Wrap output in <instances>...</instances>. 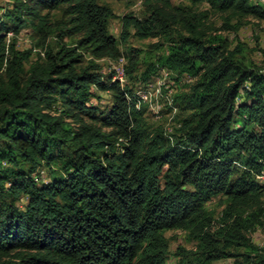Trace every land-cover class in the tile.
I'll list each match as a JSON object with an SVG mask.
<instances>
[{
	"label": "trees",
	"instance_id": "1",
	"mask_svg": "<svg viewBox=\"0 0 264 264\" xmlns=\"http://www.w3.org/2000/svg\"><path fill=\"white\" fill-rule=\"evenodd\" d=\"M111 1L1 8L0 264H167L168 231L192 245L174 264H264L250 238L264 226V51L255 62L225 36L264 21V0H143L118 38ZM121 59L123 82L98 63ZM160 71L186 82L171 133L148 126L134 88Z\"/></svg>",
	"mask_w": 264,
	"mask_h": 264
},
{
	"label": "rangeland",
	"instance_id": "2",
	"mask_svg": "<svg viewBox=\"0 0 264 264\" xmlns=\"http://www.w3.org/2000/svg\"><path fill=\"white\" fill-rule=\"evenodd\" d=\"M174 4L181 3L182 0H172ZM8 0H0V14L1 8L5 7ZM143 0H122V1H111L109 4L116 16L115 19L110 20L109 30L111 34L118 38L121 24L120 18L123 15L134 13L138 15L140 13L141 5ZM201 10H208V7L204 4L200 6ZM217 26H220V22L217 21ZM12 34V33H10ZM31 31L29 29H23L16 38V47L20 50L29 49L32 46ZM13 36V35H12ZM231 43H235L236 40L241 41L252 51V58L255 62H260L261 52L264 51V21H251L250 24L243 26L237 34H225ZM7 38H11L7 36ZM156 40H136L130 39L129 46L134 48L144 50L148 44L154 43ZM102 65V72L106 75L111 70L115 71V79L121 82L124 80V76H118V73L123 71L122 64L124 60H120L117 64L111 63L105 60L98 61ZM156 80V81H155ZM179 80V79H178ZM160 81V82H159ZM150 85H143L137 88L135 92H138L142 97V100L146 102V112L144 118L150 128H156L160 126L164 128L167 133L173 132L175 128V122L173 121L174 112H169L171 107V100L173 94L180 89H184L182 84L186 83L182 79L180 82L174 80L173 77L168 75V73L160 71L157 75L152 77L148 81ZM164 83V86H160ZM146 86V87H145ZM149 86V87H148ZM178 87V88H176ZM144 92V93H143ZM99 99L92 100L93 105H98L100 108H105L109 106V97L107 93H99ZM46 175V173L44 174ZM43 175V176H44ZM260 182H264L262 178ZM220 198H214L207 204V208L214 210L216 214H219L221 210ZM164 237L168 240L170 257L167 260V264H174L175 259L172 254L175 252L176 248L184 247L189 249L192 247L191 244L186 242L185 234L181 231H168L164 234ZM250 238L253 244L258 247L264 246V226L250 233ZM212 264H231L230 260L218 261Z\"/></svg>",
	"mask_w": 264,
	"mask_h": 264
},
{
	"label": "bare ground",
	"instance_id": "3",
	"mask_svg": "<svg viewBox=\"0 0 264 264\" xmlns=\"http://www.w3.org/2000/svg\"><path fill=\"white\" fill-rule=\"evenodd\" d=\"M120 76V75H119ZM121 77V76H120ZM156 81V80H155ZM160 82V81H159ZM150 85V84H148ZM146 87V86H145ZM149 87V86H148ZM144 93V92H143ZM143 96L140 95V98L142 99ZM143 101V100H142ZM144 103H146L145 101H143Z\"/></svg>",
	"mask_w": 264,
	"mask_h": 264
},
{
	"label": "built area",
	"instance_id": "4",
	"mask_svg": "<svg viewBox=\"0 0 264 264\" xmlns=\"http://www.w3.org/2000/svg\"><path fill=\"white\" fill-rule=\"evenodd\" d=\"M122 60V59H121ZM118 75H122L123 76V71L119 72ZM262 179V178H261Z\"/></svg>",
	"mask_w": 264,
	"mask_h": 264
}]
</instances>
